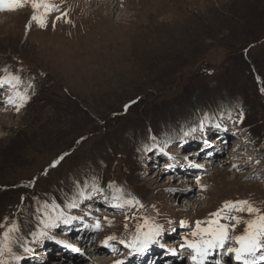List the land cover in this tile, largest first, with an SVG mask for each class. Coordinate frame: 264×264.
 Here are the masks:
<instances>
[{"label":"rangeland","instance_id":"374dc122","mask_svg":"<svg viewBox=\"0 0 264 264\" xmlns=\"http://www.w3.org/2000/svg\"><path fill=\"white\" fill-rule=\"evenodd\" d=\"M147 1L47 0L55 7L44 13L43 27L31 20L30 3L0 10V24L7 16L0 25V77L22 81L16 89L0 88L4 264H33L29 251L65 232L84 241L88 256H76L85 257L79 264H137L132 241L157 226L154 237L179 243L172 248L179 262L192 264L196 253L184 238L201 239L192 235L196 222L206 228L225 201L248 200L264 213V0ZM163 20L168 34L151 29ZM16 91L29 97L19 111L6 103ZM204 134L213 146L224 136L225 153L215 146L210 160L200 143ZM160 147L173 153L174 163L165 162ZM190 152L199 153L202 170L192 172L184 161ZM190 200L203 207L181 208ZM68 217L83 219L66 224ZM245 228L237 225L225 245L239 247L231 237ZM109 236L116 237L112 247L103 243ZM155 246L156 264H166L167 251ZM52 248L48 263L61 264L66 253ZM210 257L203 264L218 262ZM227 259L241 264L234 253Z\"/></svg>","mask_w":264,"mask_h":264},{"label":"snow or ice","instance_id":"6c2138e0","mask_svg":"<svg viewBox=\"0 0 264 264\" xmlns=\"http://www.w3.org/2000/svg\"><path fill=\"white\" fill-rule=\"evenodd\" d=\"M25 3H30L31 7L34 10V13L31 17V20L37 21L42 27L45 26V16L44 13L54 10V5H50L47 0H0V10H9L14 11L17 10L25 5ZM40 9H43L44 12H40ZM59 19V17H58ZM21 78L17 75H7L0 77V88L4 85H9L13 89L17 88V85L21 84ZM29 99V97L16 91L14 95L8 96L6 99L7 104H15L17 105V111L19 108L23 106V104ZM17 100L19 103H17ZM127 108V106H126ZM219 127V125H217ZM150 150V149H149ZM163 151V149H160ZM67 155V154H65ZM63 159V156L59 157L55 160L50 167H55L60 163ZM172 167V165H169ZM199 183V179L197 180ZM203 187V186H202ZM100 191L101 189H96ZM87 198V197H84ZM116 199V197H114ZM128 204H132L133 201H127ZM117 207H122L123 204H116ZM69 207H78L77 204L73 203L70 204ZM247 212L250 215L254 214L253 218L244 220L241 216H228L225 215V212ZM63 215V212L60 213ZM211 217L214 219H209L206 223L209 227L201 228V224L205 223L203 221L196 222V231L192 233L195 237L198 233H201V239L199 241H189L187 237H185L186 246L193 249L196 253L191 257L193 264H203L204 260L206 259L209 252L215 251L217 248L223 249L225 247L226 242L230 239L229 233L230 231H234L237 225L243 222L246 225L245 231L241 235H237L235 237H231L235 241L238 242L239 247H229L227 248L228 253H234L235 259L237 261H243V264H256L257 260H264V255L259 257L256 256V253L261 249H264V213L261 210L248 200H240V201H225L223 206L220 209H217L216 212L210 214ZM74 219H83L82 217H68L64 219V223L68 224L71 223ZM226 220H233L235 223L228 224L222 223L221 221ZM187 222L181 221V224L184 225ZM16 225H12L8 231L4 232L5 239L8 238L9 232L16 229ZM96 228H100V223L97 221ZM139 231V228L137 229ZM159 234V227L155 230H149V232L144 233L143 240L141 242V246L137 247V251H143L150 243L154 242V236ZM115 236L107 237L103 243L105 246L112 247L109 244V241L115 240ZM124 243V241H120ZM2 243V242H0ZM181 247H185V245H181ZM11 251V249H8ZM246 255H251L254 257L252 260L245 259ZM0 256H3V248H0ZM19 259V257H16ZM0 264H4L2 260H0ZM115 264H123L122 261H117ZM216 264H220V262H216Z\"/></svg>","mask_w":264,"mask_h":264},{"label":"bare ground","instance_id":"6f19581e","mask_svg":"<svg viewBox=\"0 0 264 264\" xmlns=\"http://www.w3.org/2000/svg\"><path fill=\"white\" fill-rule=\"evenodd\" d=\"M90 1H92V2H95L96 0H90ZM81 2V1H80ZM151 3H150V1H147V0H145V3H144V5H147V6H149ZM103 6L104 5H102L101 7L103 8ZM109 7V6H108ZM110 8V7H109ZM115 8H117V6H115ZM149 8V7H148ZM98 9V11H100V9L99 8H97ZM111 9V8H110ZM113 9V8H112ZM108 10V9H107ZM166 10V9H165ZM180 10V9H179ZM117 12V11H116ZM161 13V12H160ZM123 14V13H122ZM162 14V13H161ZM122 16V15H121ZM120 17V16H119ZM6 18H7V16H3L2 17V19H1V24H3V23H5L6 21ZM108 18V17H107ZM126 19V18H125ZM117 21V20H116ZM126 21V20H125ZM119 22V21H118ZM168 20H163V22H162V24H160V23H158V22H155V23H153L152 25H151V29H154V30H162L163 32H165V31H168V29H167V25H168ZM122 23V22H121ZM0 24V25H1ZM117 26V25H116ZM168 34V32H165V34ZM164 34V33H163ZM156 36V35H155ZM157 36H158V34H157ZM163 38V37H162ZM154 41V40H153ZM122 42H125V40H122ZM116 45H117V43L116 42H114ZM161 43H163V42H161ZM168 43H169V41H167V42H164L163 43V45L164 46H168ZM124 44V43H123ZM119 46H121V43H120V45ZM126 46V45H125ZM157 57V56H156ZM153 67V66H152ZM1 101V100H0ZM1 108V107H0ZM2 109H3V107H2ZM227 131V130H226ZM229 134H230V132L229 131H227ZM224 137V136H223ZM221 138L222 140H221V144H220V142L219 141H216V143H214L215 144V146H220V149H219V151H218V153H222V154H224L225 153V151H224V153H223V148L221 147L222 146V141H224L223 139L224 138ZM220 140V139H219ZM218 142V143H217ZM217 144V145H216ZM220 144V145H219ZM215 146H213L212 148H210V149H208L207 150V153H211L212 152V149L215 147ZM185 152H186V150H185ZM185 152H183V153H185ZM188 152V151H187ZM197 155H199V153H196V152H190L187 156H184V160H185V162H188V163H191L194 167H193V170H192V172H194V170H202L203 169V167H202V169H198V167H201V165L199 166V162H197L196 160H195V157L197 156ZM212 155H214L213 153H211L210 154V157H209V159L211 158V156ZM214 157H216V155H214ZM230 157H231V155H230ZM164 160H165V162L168 164V163H174L175 162V159H174V157L171 155V158H169V159H167V158H163ZM211 160V159H210ZM156 161H158V162H160L159 161V159H156ZM162 161V160H161ZM199 161V160H198ZM199 163V164H198ZM210 163V161H206V166L208 165ZM166 164V165H167ZM202 164V166L204 165V163H201ZM226 169H228V168H226ZM179 169H176V171H178ZM159 175H161V173H159L158 174V176ZM197 197V196H196ZM202 198H204V197H202ZM203 200V199H202ZM201 200V201H202ZM199 201V200H198ZM197 202L196 200H190V202L187 204V202H185V203H183V205H182V207L181 208H186V209H193V208H195V207H203V205H202V202ZM204 202H206V201H204ZM204 205H205V203H204ZM61 237H64L65 238V240L66 239H70V237L69 236H67V234L65 233V234H61V235H58L57 236V238H58V240H59V238H61ZM161 241V240H160ZM172 242H173V240H169V241H166V242H162L161 241V243H163L164 244V248H166V249H169L168 251H167V253L166 252H163L164 253V255H165V258L163 259V261L165 262V261H167L166 262V264H181L182 262L180 261L179 262V260H180V254H178L177 253V251H175V250H172V248L174 247H176V245L178 244L177 242H173V244H172ZM65 243V242H64ZM80 242H77V244H79ZM55 244H62V241H55ZM52 247H54V248H57L56 246H53L52 244L50 245V246H46V247H43V248H41V249H39L37 252H35V251H33L35 254L32 256V257H34V259L36 258V257H38V259H37V261L36 262H34L33 264H40V262H41V260H42V263L41 264H49L48 263V261L47 260H50V258H51V256H52V253H53V251H55L56 249H53ZM79 247H81V246H79ZM79 247H72V249H70V248H68V249H64V248H57V249H59V250H61L63 253H66V257H64L63 259H61L62 260V262H61V264H79V262H81L85 257H83L82 256V260H78V259H76L75 257L76 256H78V255H85V256H88V254L87 253H82V251H83V248L81 247L80 249H79ZM227 246H225L223 249H221V248H217L216 250H218L219 251V255H218V257L220 258L219 259V262H220V264H227V263H229V259H227V257H225L224 255H226L228 252H227ZM75 250H77V252L75 253L74 251ZM98 252V251H97ZM212 252H209L208 253V255H207V257L208 256H213L212 254H211ZM259 253V251L256 253V256H257V254ZM216 254H214V256H215ZM160 257V259H161V257H163L162 255H160L159 256ZM207 257H206V259H205V261H208L207 260ZM245 258L246 259H248V260H252L253 258H252V256L251 255H246L245 256ZM34 259H32L31 261L33 262L34 261ZM190 260V262L193 264V261H192V259L190 258L189 259ZM137 262V264H154L155 263V259H153L152 260V262H150L149 263V261L146 259V258H140V260H137L136 261ZM18 264H21L20 263V261L18 262ZM256 264H258L257 262H256ZM261 264H263V262H261Z\"/></svg>","mask_w":264,"mask_h":264},{"label":"trees","instance_id":"16d2710c","mask_svg":"<svg viewBox=\"0 0 264 264\" xmlns=\"http://www.w3.org/2000/svg\"><path fill=\"white\" fill-rule=\"evenodd\" d=\"M1 72H2V71H1ZM244 114H246V112H245Z\"/></svg>","mask_w":264,"mask_h":264}]
</instances>
